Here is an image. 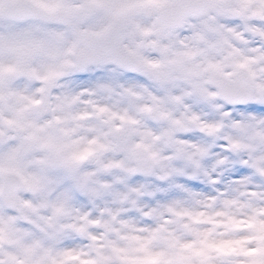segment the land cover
<instances>
[{
    "label": "snow or ice",
    "instance_id": "1",
    "mask_svg": "<svg viewBox=\"0 0 264 264\" xmlns=\"http://www.w3.org/2000/svg\"><path fill=\"white\" fill-rule=\"evenodd\" d=\"M0 264H264V0H0Z\"/></svg>",
    "mask_w": 264,
    "mask_h": 264
}]
</instances>
